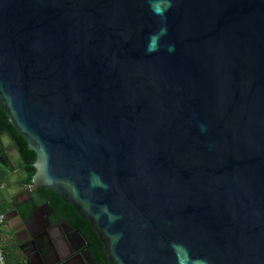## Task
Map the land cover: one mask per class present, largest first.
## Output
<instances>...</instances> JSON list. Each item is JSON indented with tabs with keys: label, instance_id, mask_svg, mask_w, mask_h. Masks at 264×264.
Here are the masks:
<instances>
[{
	"label": "water",
	"instance_id": "1",
	"mask_svg": "<svg viewBox=\"0 0 264 264\" xmlns=\"http://www.w3.org/2000/svg\"><path fill=\"white\" fill-rule=\"evenodd\" d=\"M0 109L36 154L26 187L0 130L39 264H74L12 203L40 186L109 264H264V0H0Z\"/></svg>",
	"mask_w": 264,
	"mask_h": 264
},
{
	"label": "trees",
	"instance_id": "2",
	"mask_svg": "<svg viewBox=\"0 0 264 264\" xmlns=\"http://www.w3.org/2000/svg\"><path fill=\"white\" fill-rule=\"evenodd\" d=\"M6 128L13 137L20 154L25 161L24 167L28 171V177L25 180L27 184H30L31 178L35 173L34 162L36 160V154L34 151L29 150L26 141L8 124L5 113L0 109V129ZM7 174L6 169L0 163V214H8V202L1 192V185L4 176ZM35 201H42L47 203L56 214L55 220H64L69 224H72L78 228L90 243V251L95 261L100 264H109L106 256L103 253L102 243L93 230L91 225L85 219L81 218L75 211V209L68 203H65L57 193L40 186L37 190L30 193V199L28 201L19 204V214L23 220H25L33 209ZM17 204V202H15ZM4 227H7L6 221L3 225H0V232ZM5 249V248H4ZM5 252V250H4ZM7 264H10L9 259L6 257Z\"/></svg>",
	"mask_w": 264,
	"mask_h": 264
},
{
	"label": "flooded vegetation",
	"instance_id": "3",
	"mask_svg": "<svg viewBox=\"0 0 264 264\" xmlns=\"http://www.w3.org/2000/svg\"><path fill=\"white\" fill-rule=\"evenodd\" d=\"M0 159L3 160L4 158L0 156ZM24 184L27 187L28 184L26 182H24ZM30 193L28 190H24L14 194V196L12 197V203L16 205L17 210H19L20 203L28 201L30 199ZM15 202H17V204ZM9 211L10 209L8 210V213ZM7 216L8 214L5 215V217ZM55 218H56L55 212L53 211V209L50 208V206L47 203L42 201L41 202L35 201L32 211L30 212L29 216L24 220V222L27 225L32 226V230L35 231L37 234L41 233L44 230H48L47 233L54 240L59 241L62 239V236H64L66 240L70 243L71 248L73 250L74 264H79V262L77 261L78 253L84 257L86 264H100L99 262L95 261V259L93 258L90 251L89 240L84 237L83 233L72 224H69L64 220H55ZM10 223L12 224L15 223V220L12 219L8 223L6 221L7 229L9 228ZM56 223H59V227L55 226ZM15 226L18 227V225ZM19 229L20 228H18V230ZM16 236L17 237H15V239H24L23 243L26 242V237H25L26 235L23 232L17 234ZM10 241L11 239H9L7 242ZM28 255H29V260L32 259L34 261H37L35 258H33L31 252H29Z\"/></svg>",
	"mask_w": 264,
	"mask_h": 264
},
{
	"label": "crops",
	"instance_id": "4",
	"mask_svg": "<svg viewBox=\"0 0 264 264\" xmlns=\"http://www.w3.org/2000/svg\"><path fill=\"white\" fill-rule=\"evenodd\" d=\"M6 199V198H5ZM7 201V200H6ZM12 223H10L11 225ZM16 228V229H15ZM18 228H20V225L18 227L14 226L13 230L17 231ZM66 229V228H65ZM7 232V235H9V239H11L10 242H6L4 239V233ZM1 241L4 244V250H5V258L9 259L10 264H28L26 263V256L24 252L26 251L29 254L30 246L23 243L24 239H15L13 237V233L10 231V228L7 229V227H4L3 231L0 232ZM38 261H34L32 259L29 260V264H37Z\"/></svg>",
	"mask_w": 264,
	"mask_h": 264
},
{
	"label": "built area",
	"instance_id": "5",
	"mask_svg": "<svg viewBox=\"0 0 264 264\" xmlns=\"http://www.w3.org/2000/svg\"><path fill=\"white\" fill-rule=\"evenodd\" d=\"M4 221H5V214H0V225H3ZM0 264H7L4 253V244L1 241V236H0Z\"/></svg>",
	"mask_w": 264,
	"mask_h": 264
},
{
	"label": "rangeland",
	"instance_id": "6",
	"mask_svg": "<svg viewBox=\"0 0 264 264\" xmlns=\"http://www.w3.org/2000/svg\"><path fill=\"white\" fill-rule=\"evenodd\" d=\"M4 236H5L4 239L7 242L8 241V238H9V235H7V232L4 233Z\"/></svg>",
	"mask_w": 264,
	"mask_h": 264
}]
</instances>
